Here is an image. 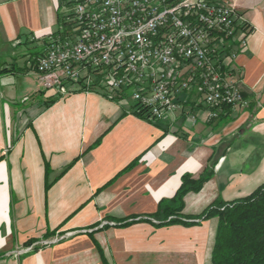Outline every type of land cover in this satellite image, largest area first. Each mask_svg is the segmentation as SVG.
I'll list each match as a JSON object with an SVG mask.
<instances>
[{
    "label": "crops",
    "instance_id": "crops-1",
    "mask_svg": "<svg viewBox=\"0 0 264 264\" xmlns=\"http://www.w3.org/2000/svg\"><path fill=\"white\" fill-rule=\"evenodd\" d=\"M231 1L252 29L234 58L247 107L211 121L193 90L171 126H154L129 99L43 90L32 60L62 23L64 0H0V264H211L217 218L113 220L156 213L182 176L198 179L214 161L184 196V215L264 184V0Z\"/></svg>",
    "mask_w": 264,
    "mask_h": 264
},
{
    "label": "built area",
    "instance_id": "built-area-1",
    "mask_svg": "<svg viewBox=\"0 0 264 264\" xmlns=\"http://www.w3.org/2000/svg\"><path fill=\"white\" fill-rule=\"evenodd\" d=\"M62 15L35 63L43 90H102L154 126L193 90L211 121L248 105L234 66L248 29L231 0H64Z\"/></svg>",
    "mask_w": 264,
    "mask_h": 264
},
{
    "label": "trees",
    "instance_id": "trees-1",
    "mask_svg": "<svg viewBox=\"0 0 264 264\" xmlns=\"http://www.w3.org/2000/svg\"><path fill=\"white\" fill-rule=\"evenodd\" d=\"M246 26L248 34L251 33L252 29L248 24ZM42 43L43 50L45 39ZM42 50L34 54L32 60L34 67ZM6 72H11V70ZM235 75L237 78L240 77L239 73H235ZM80 92L99 93L111 100L119 98L109 96L102 90L93 89L73 90L72 93ZM53 102L52 100L49 103ZM229 110V108H223L220 116ZM132 114L140 118L137 112L132 111ZM214 164L215 161L207 166L198 179H193L190 175L182 176L181 185L174 197L169 200H162L156 213L142 217L113 220V225L115 227H127L135 223L149 222L156 228L171 225L189 227L200 225L211 218H217L218 224L211 252V264H264V184L245 198L232 202L216 200L199 215L189 216L182 213L184 196L189 192L197 193L201 190L203 184L212 177ZM45 172L48 173L47 164L45 165ZM46 189H48V185H46ZM34 242L35 240H30L28 244ZM41 247L42 245L36 246L35 251Z\"/></svg>",
    "mask_w": 264,
    "mask_h": 264
},
{
    "label": "rangeland",
    "instance_id": "rangeland-1",
    "mask_svg": "<svg viewBox=\"0 0 264 264\" xmlns=\"http://www.w3.org/2000/svg\"><path fill=\"white\" fill-rule=\"evenodd\" d=\"M41 245V244H40ZM43 245V244H42Z\"/></svg>",
    "mask_w": 264,
    "mask_h": 264
}]
</instances>
